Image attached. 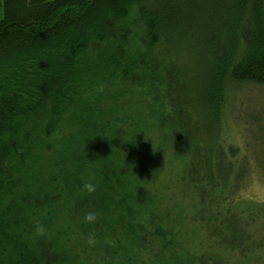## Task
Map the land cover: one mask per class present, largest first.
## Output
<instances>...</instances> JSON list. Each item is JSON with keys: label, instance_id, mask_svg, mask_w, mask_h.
I'll list each match as a JSON object with an SVG mask.
<instances>
[{"label": "trees", "instance_id": "trees-1", "mask_svg": "<svg viewBox=\"0 0 264 264\" xmlns=\"http://www.w3.org/2000/svg\"><path fill=\"white\" fill-rule=\"evenodd\" d=\"M2 10L0 264H220L189 245L167 183L196 195L206 228L245 251L233 208L251 164L220 143L212 163L172 67L200 66L191 106L219 139L228 86L264 85V0H2ZM167 158L179 165L164 174Z\"/></svg>", "mask_w": 264, "mask_h": 264}, {"label": "rangeland", "instance_id": "rangeland-1", "mask_svg": "<svg viewBox=\"0 0 264 264\" xmlns=\"http://www.w3.org/2000/svg\"><path fill=\"white\" fill-rule=\"evenodd\" d=\"M2 12V0H0V18ZM194 54L195 52H192L191 56ZM182 67L188 77L182 75ZM172 68L176 71L175 80L178 79L180 85L186 86L183 88V93L190 98L186 108L193 117L194 126L201 131L200 145L204 147L212 163H215L216 159V145L220 143L223 152H226L230 160L236 164L242 161L250 162L252 167L249 180L242 185L236 195L240 200L233 208V212L240 217L238 228L246 235L243 243L244 252L242 248H232L216 233L207 229L200 216L203 207L199 206L196 195L185 192L179 184L167 183L168 177L164 175L163 181L167 183V191H172L177 201L184 205L183 215L189 245L194 247L195 251L210 253L220 264H264V212H259L260 202H264V169L258 170L254 165L255 160L264 163V85L234 83L228 86L219 139L215 140L214 137H209L207 123L202 115L191 106L193 98L200 94L198 87L200 66L197 67L196 60L194 62L191 58V61H185L183 66L179 64L178 67ZM230 146L238 149L235 157L229 155ZM179 159L182 157L180 156ZM166 161L164 174L179 165L178 160L167 158ZM249 205L259 210L254 213L253 220L246 217L250 216ZM196 214H198L196 218H193L192 216Z\"/></svg>", "mask_w": 264, "mask_h": 264}, {"label": "clouds", "instance_id": "clouds-1", "mask_svg": "<svg viewBox=\"0 0 264 264\" xmlns=\"http://www.w3.org/2000/svg\"><path fill=\"white\" fill-rule=\"evenodd\" d=\"M153 149H154V146H153ZM154 150H162V149H154ZM164 157H165V154H164ZM79 188L81 192H86L87 194H93L97 190V184L93 182H81L79 185ZM99 215L100 213L97 210L87 211L85 212L83 216V221L89 224H93L97 222ZM37 231H43V226L37 225ZM86 243L90 246L96 243V236L94 232L90 233L87 236Z\"/></svg>", "mask_w": 264, "mask_h": 264}]
</instances>
